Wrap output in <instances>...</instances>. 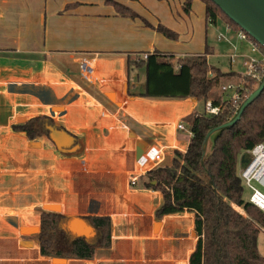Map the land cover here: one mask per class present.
<instances>
[{
    "label": "crops",
    "instance_id": "1",
    "mask_svg": "<svg viewBox=\"0 0 264 264\" xmlns=\"http://www.w3.org/2000/svg\"><path fill=\"white\" fill-rule=\"evenodd\" d=\"M30 2L0 0V264H190L195 213L159 218L161 192L148 186L147 175L130 181L137 148L164 147L162 166L175 150L186 151L191 136L177 126L198 113L197 101L134 96L146 75L130 65L132 55L158 50L139 18L106 7L90 11L91 0L42 20L40 13L15 14ZM228 36L238 38L231 29ZM129 44L138 49L127 51ZM40 117L50 119L42 136L20 130ZM47 205L89 227L86 219L109 217L111 246L92 259L42 255Z\"/></svg>",
    "mask_w": 264,
    "mask_h": 264
},
{
    "label": "trees",
    "instance_id": "2",
    "mask_svg": "<svg viewBox=\"0 0 264 264\" xmlns=\"http://www.w3.org/2000/svg\"><path fill=\"white\" fill-rule=\"evenodd\" d=\"M202 1L205 3L207 22L216 23L222 17L230 29L241 30L211 0ZM192 2H184L183 9L187 14ZM107 3L119 16L139 17L120 2L109 0ZM156 29L170 39H177L176 33L165 26L158 25ZM252 42L264 51L256 41L252 39ZM209 54L206 51L204 54L177 57L155 50L147 53L146 59L131 60L130 65L143 68L146 75L144 90L133 93L134 96L206 100L209 92L226 75L209 66ZM258 71L264 74L262 61ZM241 79L248 84L237 90L239 99L225 101L217 115H191L192 137L186 151L175 150L169 165L161 164L147 174L148 186L161 192L163 197L157 217L184 211L195 213L198 241L190 256V264H264V254L259 249V235L264 231V212L244 199V181L240 177L241 156L257 144L264 143V91L245 110L240 121L222 134L215 147L212 148L209 143L206 153H203L208 132L228 122L238 106L255 90L253 75L246 74ZM212 102L219 104V101ZM49 124L48 117H40L19 128L34 139L45 134ZM86 221L96 233L92 239L75 236L69 229L71 218L60 213L42 212L38 235L42 255L92 259L97 249H108L112 242L111 219L90 217Z\"/></svg>",
    "mask_w": 264,
    "mask_h": 264
},
{
    "label": "rangeland",
    "instance_id": "3",
    "mask_svg": "<svg viewBox=\"0 0 264 264\" xmlns=\"http://www.w3.org/2000/svg\"><path fill=\"white\" fill-rule=\"evenodd\" d=\"M78 1L86 0H31L29 9L20 4L19 10L15 7V14H17V12H30L33 17L40 13V19L42 20L45 15L63 11L62 9H73L70 5L75 4ZM91 1L96 3V5L88 6L91 9L90 11L100 9L99 12H103V7H106L105 9L110 8V11L115 13L114 8L107 3L109 0ZM114 1L130 7L139 15L138 18L140 19L143 28H146L147 31L152 34L156 49L163 52H170L175 56H186L187 54L192 56L204 54L206 51L210 52L207 57L209 66L220 70L226 75L221 77L220 84L209 92L206 100H196L195 110L199 114L205 113V105L207 101H219L220 103L228 101L236 96L237 87L241 86L244 88L248 84L241 79L248 73L247 68L243 65V60L246 59L236 58L234 62H231L229 59L230 56L236 53L247 59H255L257 62L264 61V51L251 46L249 40L242 41L237 37L234 38V40L229 38L228 29L230 28L222 17H219L216 23L207 22L205 3L202 0H193L191 10L188 14L183 9L185 0ZM76 6L77 5H75V7ZM45 12L47 14H45ZM146 24L152 25V27L147 26ZM158 25L165 26L175 32L177 39H170L158 32L156 29ZM231 30L238 34V31L233 28ZM154 34L156 36L155 40ZM125 49L131 52L133 50L136 51L138 48L137 46L129 44ZM139 49L144 50L147 48L141 47ZM132 59L134 61L137 60L135 54L132 55ZM260 79L255 81L256 84L253 86L255 89L257 88ZM228 85H232L233 89L223 92L222 87ZM182 124L186 127V132H181V134L189 137L188 132L191 130L190 119L185 118L182 120ZM243 186V197L249 202L251 191L244 183ZM259 249L261 253L264 254V231L260 232L259 235Z\"/></svg>",
    "mask_w": 264,
    "mask_h": 264
},
{
    "label": "water",
    "instance_id": "4",
    "mask_svg": "<svg viewBox=\"0 0 264 264\" xmlns=\"http://www.w3.org/2000/svg\"><path fill=\"white\" fill-rule=\"evenodd\" d=\"M228 16L239 28L247 33L251 39L256 41L264 49V0H211ZM264 91V74L261 77L257 88L238 106L234 116L225 124L211 129L205 139L203 153L205 154L209 143L212 148L215 147L216 141L222 134L233 128L241 119L245 110L250 107ZM59 135V134H57ZM69 139V134L65 133ZM54 138V137H53ZM58 139V138H57ZM53 139L57 146L65 148L69 145L67 140ZM147 148H137L136 159H138ZM250 162V155L246 152L241 156L240 165L245 168ZM47 211L59 213L60 206L47 205L44 207ZM69 229L72 233L89 238L93 236V230L85 221L81 219L73 220Z\"/></svg>",
    "mask_w": 264,
    "mask_h": 264
},
{
    "label": "built area",
    "instance_id": "5",
    "mask_svg": "<svg viewBox=\"0 0 264 264\" xmlns=\"http://www.w3.org/2000/svg\"><path fill=\"white\" fill-rule=\"evenodd\" d=\"M238 38L242 41L249 40V42L252 43V46L256 48L251 37L244 31L240 30L238 32ZM147 56L148 55L145 54L143 58L146 59ZM239 57L246 59L243 60V65L248 70L247 74H251L256 80H259L262 77V74L258 71L260 61L257 62L252 58L247 59L246 57L239 56L236 53L230 56V60L231 62H234L236 58ZM262 62L264 63V61ZM240 87L236 88V96L228 101L239 99L237 90ZM230 89H233L232 85L222 87L223 92H227ZM223 103L219 102L218 105H214L212 101H207L205 105V114L207 116L219 114L222 110ZM177 128L178 130L186 131V127L183 124H179ZM188 133L192 137L191 131ZM247 153L250 155V162L245 168H240V177L251 191L249 202L264 212V143L257 144ZM165 157L166 153L164 147L150 146L147 148L145 152L135 161V169L133 171L130 184L136 185L140 178L146 176L150 171L159 167L164 162Z\"/></svg>",
    "mask_w": 264,
    "mask_h": 264
}]
</instances>
